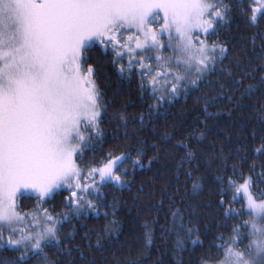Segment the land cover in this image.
<instances>
[{
    "label": "snow or ice",
    "instance_id": "6c2138e0",
    "mask_svg": "<svg viewBox=\"0 0 264 264\" xmlns=\"http://www.w3.org/2000/svg\"><path fill=\"white\" fill-rule=\"evenodd\" d=\"M233 14L252 23L264 19V0H0V252L15 253L8 264H33V258L35 264H64L63 257L72 251L64 240L75 235V226L70 233L62 231L65 224L82 213L99 215L101 187H130L125 179L129 167L132 172L138 165L143 168L142 149H136L135 159L131 151L118 149L119 155L110 151L99 162L93 158L85 163L87 153L103 143L102 125L114 115L85 53L96 46L110 49L120 76L136 77L142 93L150 89L156 103L149 106V117L161 102L186 97L219 70L229 86L221 84L219 93L201 101L205 115L212 117L218 113L209 107L217 101L241 107L246 98L264 96V45L256 55L258 63L234 73L224 66L229 58L226 42H208ZM236 66L239 70V61ZM257 73L259 81L245 86L246 78ZM118 119L127 138L128 126L137 117L129 120L120 113ZM139 121L143 127V114ZM203 123L207 126L206 120ZM204 136L190 132L168 153L176 156L183 151L175 172L191 180L193 195L203 192L204 177L195 174L201 161L192 141L199 144ZM165 138L170 142L172 136ZM252 138L256 139L255 131ZM260 140V146L252 149V156L261 158L259 173L243 146L235 149V156L223 147L202 153L218 186L217 207L223 221L219 227L227 232L215 237L219 243L209 246L215 252L200 257L199 264H264V188L257 182V177L264 178V136ZM154 147L159 151V145ZM57 196L71 212L45 207ZM32 198L34 210L23 211L21 201ZM237 204L239 208L233 207ZM111 208L105 216H115V201ZM171 215L178 251L194 252L203 245L199 229L184 223L180 208ZM181 230L192 248H186ZM112 231L96 233L94 245L85 232L87 246L102 249ZM150 237L149 233V243ZM53 249L55 258H50L48 250ZM81 259L86 260L83 253Z\"/></svg>",
    "mask_w": 264,
    "mask_h": 264
},
{
    "label": "trees",
    "instance_id": "16d2710c",
    "mask_svg": "<svg viewBox=\"0 0 264 264\" xmlns=\"http://www.w3.org/2000/svg\"><path fill=\"white\" fill-rule=\"evenodd\" d=\"M213 41L226 42L229 58L224 61L225 67L231 68L234 73L248 70L246 66L249 63H258L256 55L262 51L261 46L264 45V19L258 17L257 21L252 23L247 17L233 14L229 23L220 26L219 35L208 39L209 44ZM85 55L87 62L96 68L97 82L106 91V99L111 102L108 111L114 114L102 125L105 133L103 143L95 146L94 153H87L85 163H91L93 158L99 162L110 151L119 155L118 149L131 151L132 158L135 159L136 149H142L144 155L140 160L143 168L138 165L135 172H132L129 167V174L125 179L130 183V187H101L104 199L97 201L99 215L92 212L82 213L81 216L74 217L71 223L65 224L62 231L70 233L75 226V235L64 240V246L72 250L70 256L63 257L64 264H199L200 257L215 252V249L209 247L214 242L219 243L215 241V237L220 232H227V229L219 227L223 221L221 209L217 207L218 186L213 183L214 177L209 167L202 162V153L213 150L218 152L223 147L225 153L231 152L235 156V149L243 146L249 154V163L256 161L255 171L259 173L262 170L261 158L253 157L252 149L260 146V137L264 136V96L256 94L252 99L246 98L241 102V107H236L227 100L217 101L214 106L209 107V111L218 114L207 117L201 101L219 93L221 84L227 88L230 83L228 78L217 70L200 84L199 89H190L186 97L180 95L171 103L161 102L158 112L149 117V106L156 103L149 95L150 89L142 93L136 77L131 80L122 78L112 64L110 49L106 52L96 46ZM236 61H239V70ZM124 63L127 66L126 57ZM258 81L257 73L255 78H246L245 86L256 84ZM234 95L239 97V91ZM120 113L129 120L137 117L136 122L128 126L127 138L124 137L125 129L118 119ZM140 114L145 117L143 127L139 121ZM205 120L207 126L203 123ZM253 131L256 132L255 140L252 138ZM190 132L194 136L205 133L199 144L192 141L193 147L199 149L197 157L201 161L200 171L195 174L204 177V190L198 195L192 194L190 179L182 174L179 177L176 175L175 166L183 151L176 156L168 154L173 144L184 139ZM166 134H171L170 142L166 140ZM154 145H159V151ZM245 168L247 169V165ZM261 181H264V178L257 177L259 186L264 188V182ZM63 195H67V192ZM181 197H184L183 201ZM114 201L115 216H105L104 212L112 211L111 205ZM21 203L24 206L23 211H33L36 201L32 198L22 200ZM53 205L57 213L71 212L63 204L62 196H57L45 207L51 211ZM233 207L239 208L240 205ZM176 208L181 209L187 226L199 229L203 245H197L194 252L178 251V236L171 215ZM113 221L116 223L113 224ZM106 228L113 231L102 241L103 248H89L84 233L87 232L92 237L91 242L94 245L95 234H105ZM149 233L151 243L148 242ZM180 236L184 238L186 248L193 247L182 230ZM48 251L49 257L55 258V250ZM81 253L86 260L81 259ZM14 255L15 253L11 252H0V264H8Z\"/></svg>",
    "mask_w": 264,
    "mask_h": 264
},
{
    "label": "rangeland",
    "instance_id": "374dc122",
    "mask_svg": "<svg viewBox=\"0 0 264 264\" xmlns=\"http://www.w3.org/2000/svg\"><path fill=\"white\" fill-rule=\"evenodd\" d=\"M201 38L203 39L204 37H201ZM167 54L170 55L171 53H167ZM153 62H155V61H153ZM153 62H152V64H153V66H155V63H153ZM125 167H128V165L126 164Z\"/></svg>",
    "mask_w": 264,
    "mask_h": 264
}]
</instances>
